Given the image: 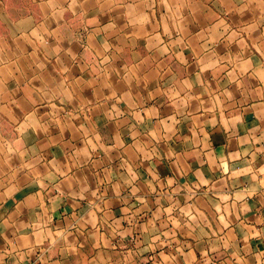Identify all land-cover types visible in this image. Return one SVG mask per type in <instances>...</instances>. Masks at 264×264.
<instances>
[{"label":"crops","instance_id":"0c3cea01","mask_svg":"<svg viewBox=\"0 0 264 264\" xmlns=\"http://www.w3.org/2000/svg\"><path fill=\"white\" fill-rule=\"evenodd\" d=\"M0 264H264V0H0Z\"/></svg>","mask_w":264,"mask_h":264}]
</instances>
